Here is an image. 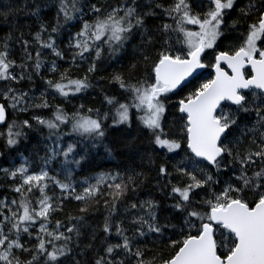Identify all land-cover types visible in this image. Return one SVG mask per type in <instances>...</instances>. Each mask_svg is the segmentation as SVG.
<instances>
[{
    "label": "snow or ice",
    "instance_id": "snow-or-ice-1",
    "mask_svg": "<svg viewBox=\"0 0 264 264\" xmlns=\"http://www.w3.org/2000/svg\"><path fill=\"white\" fill-rule=\"evenodd\" d=\"M0 19L9 28L0 38V159L9 163L0 167V264H264V0H14L0 6ZM71 21L79 28L61 48ZM129 44L140 59L110 78L128 97L105 100L115 107L113 127H131L135 115L157 149L186 148L177 163L156 166L167 205L134 199L149 179L143 172L74 180L70 166L80 168L88 147L104 140L108 114L83 104L69 113L48 99L92 87L102 54L115 58ZM66 53L73 66L87 63L83 76L59 68ZM209 66L212 78L173 103ZM34 76L46 85L39 96L25 88ZM169 106L181 114L175 131H165ZM45 109L50 116L34 114ZM15 113L30 115L9 123ZM34 127L47 130L45 155L37 162L21 154L16 164L9 150ZM73 134L78 139H64ZM58 160L61 171L52 174ZM102 199V227L85 237ZM71 201L81 205L76 214L65 212Z\"/></svg>",
    "mask_w": 264,
    "mask_h": 264
},
{
    "label": "trees",
    "instance_id": "trees-1",
    "mask_svg": "<svg viewBox=\"0 0 264 264\" xmlns=\"http://www.w3.org/2000/svg\"><path fill=\"white\" fill-rule=\"evenodd\" d=\"M246 2L247 0H239L241 6H243ZM9 3H14V0H0V6ZM54 16V11L48 14V19L53 24L55 23ZM152 22L153 21H150V23ZM156 22L158 23L159 21ZM167 22L171 23V21ZM78 28L79 24L76 21H71L67 26H65V29L61 31L60 37L57 41L61 48H65L67 45L68 33L75 32ZM8 31V25L0 19V38L4 37ZM24 31L27 32V29H24ZM133 43L138 44L139 40L136 39ZM45 59L50 60L52 57L46 54ZM70 59V55L66 53L64 61H57L59 68L61 70L70 69L73 78L83 76L87 71V63H80L79 67H76L70 64ZM139 59V51L133 47V44L127 45L115 58L110 57L108 52L105 51L102 54L101 59L97 61V71L89 76L92 87L82 93L76 94L74 97H69L68 99L60 97L59 95H49L48 99L50 104L61 105L69 113L78 110L80 105L83 104L85 108L99 109L102 114H108V120L105 121L106 137L104 140L97 142L96 147H88L87 151L90 154L89 159L84 161L80 168H77L75 165L70 166L74 170V180L83 181L85 178L94 177L101 172H120L122 175L131 174L132 172H143L149 177V179L144 182V185L138 188L137 195L134 199L138 198L140 200H144L152 198L161 201L164 205H167L173 201L165 199V193L161 192V190L156 186V166L165 161H167L169 166L177 163L184 157L186 148L182 146V149L178 150V155L166 153V150L163 149H157L150 143L148 131L143 129L135 115L133 117L131 127H128L127 125L113 127L112 117L115 113V107L109 105L105 100V96H108L115 97L120 102L126 101L128 94L120 89L117 84L111 82L110 78L113 73L124 72L126 74L128 64L130 62L135 63ZM204 62L208 64L209 59H205ZM213 75L214 71L211 66L205 67L202 73L198 75L196 79H193L192 82L179 93V95L171 96L172 102L174 103L183 95H186L194 86H198V84L202 83L204 80L212 78ZM40 76L45 79L56 78L51 73L47 72L46 69L41 70ZM33 79L35 83L33 85H25V88L27 89L28 87H33L36 89L35 94L39 96V93L45 90L46 85L44 84V80L39 77L34 76ZM51 91L52 90L49 89L50 93ZM165 103L167 105L168 101H165ZM34 114L47 117L51 115V110L45 109ZM29 115L30 113H15L9 117L8 122L10 123L12 120L21 121L27 119ZM180 115L181 114H179L175 108L171 106L168 107V110L165 113V131H175L176 125L179 123ZM62 129L63 131H70V126L63 127ZM5 131L6 125L4 124L0 126V132ZM26 132L27 138L23 139L16 149L9 150L11 157L15 160L16 164L22 162L21 154L28 157L30 160L35 157L37 162H39L37 153L39 157L45 155L43 148L47 144V141L45 140V137L48 134L47 130L42 128L37 129L34 127L33 130H26ZM75 139H78V137L74 134L72 135L71 140H69V136L65 138V140H68L69 142ZM85 143L90 145L92 142L86 141ZM105 145L112 149L110 154L106 151ZM81 147L83 148L84 145L82 144ZM0 148L1 151H4L3 138H0ZM149 156L152 158L151 162L148 159ZM0 167H9V163L0 159ZM50 169H54L52 174L60 172L61 166L59 160L54 161L50 165ZM60 178H62V176ZM172 182L176 183L175 180ZM79 190L80 189L78 188L77 191ZM57 194H59V190H57ZM129 195L131 196V193H129ZM105 196H107L106 192ZM103 203L102 199L98 208L93 209L89 213L87 217V225L90 227L87 231H85V237L91 230H96L99 233V228L102 227L103 219L107 215V212L103 207ZM79 206L81 205L75 201L66 203L65 212L76 214L75 210ZM122 207L123 205L121 208ZM59 218L63 219V217ZM82 240L84 243H87V240L84 239V237H82ZM148 247H153L152 243L149 242Z\"/></svg>",
    "mask_w": 264,
    "mask_h": 264
},
{
    "label": "water",
    "instance_id": "water-1",
    "mask_svg": "<svg viewBox=\"0 0 264 264\" xmlns=\"http://www.w3.org/2000/svg\"><path fill=\"white\" fill-rule=\"evenodd\" d=\"M204 69V68H203ZM203 69H198L197 70V73H194L193 75L195 76V77H197L198 75H200L201 73H202V71H203ZM213 71H214V69H213ZM190 80H193L192 78H189ZM2 125H4V124H0V126H2ZM0 151H1V148H0Z\"/></svg>",
    "mask_w": 264,
    "mask_h": 264
},
{
    "label": "rangeland",
    "instance_id": "rangeland-1",
    "mask_svg": "<svg viewBox=\"0 0 264 264\" xmlns=\"http://www.w3.org/2000/svg\"><path fill=\"white\" fill-rule=\"evenodd\" d=\"M208 56H211V52L209 51L208 52ZM70 126V125H69ZM62 131H63V129H62ZM64 133H70L71 132V128H70V131H66V130H64L63 131ZM66 137H68L67 135L64 137V139L66 138Z\"/></svg>",
    "mask_w": 264,
    "mask_h": 264
},
{
    "label": "flooded vegetation",
    "instance_id": "flooded-vegetation-1",
    "mask_svg": "<svg viewBox=\"0 0 264 264\" xmlns=\"http://www.w3.org/2000/svg\"><path fill=\"white\" fill-rule=\"evenodd\" d=\"M207 56H208V54H207ZM209 58H210V56H208Z\"/></svg>",
    "mask_w": 264,
    "mask_h": 264
}]
</instances>
